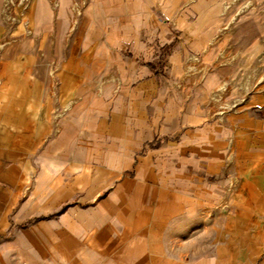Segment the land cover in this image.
<instances>
[{"label": "crops", "instance_id": "crops-1", "mask_svg": "<svg viewBox=\"0 0 264 264\" xmlns=\"http://www.w3.org/2000/svg\"><path fill=\"white\" fill-rule=\"evenodd\" d=\"M0 264H264V0H0Z\"/></svg>", "mask_w": 264, "mask_h": 264}, {"label": "rangeland", "instance_id": "rangeland-1", "mask_svg": "<svg viewBox=\"0 0 264 264\" xmlns=\"http://www.w3.org/2000/svg\"><path fill=\"white\" fill-rule=\"evenodd\" d=\"M248 250H249V252H251V250H250V249H248ZM253 252H256V251H252V253H253Z\"/></svg>", "mask_w": 264, "mask_h": 264}, {"label": "bare ground", "instance_id": "bare-ground-1", "mask_svg": "<svg viewBox=\"0 0 264 264\" xmlns=\"http://www.w3.org/2000/svg\"><path fill=\"white\" fill-rule=\"evenodd\" d=\"M244 216V215H243Z\"/></svg>", "mask_w": 264, "mask_h": 264}]
</instances>
